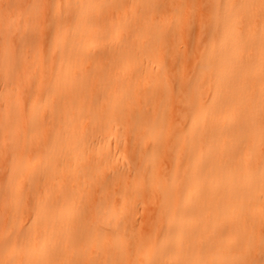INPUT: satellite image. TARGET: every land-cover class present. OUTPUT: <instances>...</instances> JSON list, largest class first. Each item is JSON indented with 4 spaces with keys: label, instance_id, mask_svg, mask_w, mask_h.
<instances>
[{
    "label": "bare ground",
    "instance_id": "1",
    "mask_svg": "<svg viewBox=\"0 0 264 264\" xmlns=\"http://www.w3.org/2000/svg\"><path fill=\"white\" fill-rule=\"evenodd\" d=\"M48 2L0 0V264H264V0Z\"/></svg>",
    "mask_w": 264,
    "mask_h": 264
},
{
    "label": "rangeland",
    "instance_id": "2",
    "mask_svg": "<svg viewBox=\"0 0 264 264\" xmlns=\"http://www.w3.org/2000/svg\"><path fill=\"white\" fill-rule=\"evenodd\" d=\"M53 1H54V0H49L48 4H46V7H44V11H45V15H46V16H50V15H51V11H52V8H51V7H52V3H53ZM63 1H64V0H59L61 8L64 9L65 4L63 3ZM28 14H29V12H23V16H26V15H28ZM195 16H196V11H194V13H193V15H192V19H194ZM201 16H202L203 18H207L209 15H208V13L203 12V13H201ZM206 22H207V21H206ZM20 23H22V21H20ZM20 23H19V24H20ZM20 29H25V27H23L22 25H20ZM47 30H48V28H47ZM192 32H193V31H192ZM204 69L206 70V66H204ZM90 131H91V129H88V130H87V132H90ZM140 154L143 156V155H144V151H140ZM117 156H120V157H121L120 159L122 160L124 166H126L127 164H129V162H130V158H129V156H130V155L123 154V153H118ZM145 156H146V154L144 155V157H145ZM135 224H136V225H140V224H141V220H140V218H136V219H135ZM118 232H119V231H117V232L114 234L115 237L120 236V234H119ZM263 232H264V230L261 231V233H263ZM242 251L246 253L248 250H242Z\"/></svg>",
    "mask_w": 264,
    "mask_h": 264
}]
</instances>
